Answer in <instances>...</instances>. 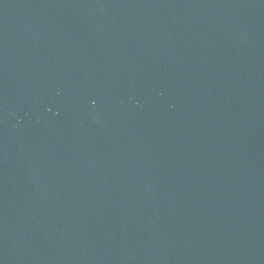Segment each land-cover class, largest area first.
Returning <instances> with one entry per match:
<instances>
[{
  "label": "water",
  "instance_id": "water-1",
  "mask_svg": "<svg viewBox=\"0 0 264 264\" xmlns=\"http://www.w3.org/2000/svg\"><path fill=\"white\" fill-rule=\"evenodd\" d=\"M0 264H264V0H0Z\"/></svg>",
  "mask_w": 264,
  "mask_h": 264
}]
</instances>
